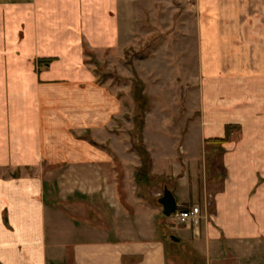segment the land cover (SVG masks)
Masks as SVG:
<instances>
[{
  "label": "crops",
  "instance_id": "obj_1",
  "mask_svg": "<svg viewBox=\"0 0 264 264\" xmlns=\"http://www.w3.org/2000/svg\"><path fill=\"white\" fill-rule=\"evenodd\" d=\"M143 2L0 0V264H257L264 254V0L184 1L199 149L223 150L226 178L212 212L202 205L169 235L163 195L149 184L137 194L114 161L132 147L118 128L128 111L86 66L88 50L121 46L120 17ZM229 125L220 149L206 143ZM176 172L166 186L178 206H199L190 173Z\"/></svg>",
  "mask_w": 264,
  "mask_h": 264
},
{
  "label": "rangeland",
  "instance_id": "obj_2",
  "mask_svg": "<svg viewBox=\"0 0 264 264\" xmlns=\"http://www.w3.org/2000/svg\"><path fill=\"white\" fill-rule=\"evenodd\" d=\"M142 1L146 4L132 7L124 18L120 17L125 28L121 46L97 54L88 50L86 55L87 68L99 76V83L117 95L123 110L128 111L118 128L129 134L132 147L123 155V164L117 158L114 161L118 167H126L131 183H137L136 173L142 160L135 145L142 136L151 158L149 185H154L146 192L163 195L166 185L176 186L173 171H177L174 174L190 173L191 185L204 197V201L197 199V207L206 206L211 213L214 194L221 191L226 172L222 164L224 153L219 145L210 144L215 150L220 149L217 152L208 145L204 153L199 149L202 143L201 78L191 30L192 12L184 4L185 0ZM139 96L145 104L142 130L135 121ZM208 150L214 152V161L208 159ZM195 159L198 165L192 170ZM142 188L140 184L137 194ZM163 218L166 235L180 226L176 213ZM225 263L235 264V261L229 258ZM256 263L264 264L261 250ZM194 264L207 263L200 260Z\"/></svg>",
  "mask_w": 264,
  "mask_h": 264
},
{
  "label": "trees",
  "instance_id": "obj_3",
  "mask_svg": "<svg viewBox=\"0 0 264 264\" xmlns=\"http://www.w3.org/2000/svg\"><path fill=\"white\" fill-rule=\"evenodd\" d=\"M52 61H53L52 59L40 61L39 65L45 63L46 66H49ZM137 101H138V105H137L138 111L136 112V115H135V121H136V124H138L139 129L142 130V127L144 124L142 114L144 111L145 104L141 96H139ZM235 129H237L235 126L229 125L226 127V137L224 139H218V138L211 139V140H208L206 143L213 144V145H221L223 143H226L229 141L231 132L234 131ZM135 149L138 151L141 157V160H142L141 167L136 173L137 183L138 184H149L150 181H149L148 173H149L150 166H151V158H150L149 152L146 150L145 145L143 144L142 136L141 138H139L138 143L135 145ZM181 210H188V209L187 208L182 209L178 207L175 213H178Z\"/></svg>",
  "mask_w": 264,
  "mask_h": 264
},
{
  "label": "water",
  "instance_id": "obj_4",
  "mask_svg": "<svg viewBox=\"0 0 264 264\" xmlns=\"http://www.w3.org/2000/svg\"><path fill=\"white\" fill-rule=\"evenodd\" d=\"M163 207V214L166 217H171L178 208V203L173 192L165 186L163 196L159 200ZM170 239L175 242H179V239L175 236H171Z\"/></svg>",
  "mask_w": 264,
  "mask_h": 264
},
{
  "label": "built area",
  "instance_id": "obj_5",
  "mask_svg": "<svg viewBox=\"0 0 264 264\" xmlns=\"http://www.w3.org/2000/svg\"><path fill=\"white\" fill-rule=\"evenodd\" d=\"M201 214V210L199 207H194L190 210L180 211L177 216L178 220L182 223H186L189 220H192L193 218L199 216Z\"/></svg>",
  "mask_w": 264,
  "mask_h": 264
}]
</instances>
